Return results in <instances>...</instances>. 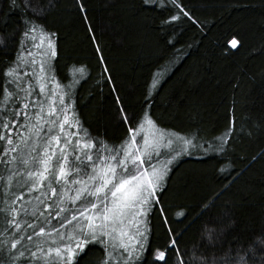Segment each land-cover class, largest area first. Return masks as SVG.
Listing matches in <instances>:
<instances>
[{
	"label": "trees",
	"instance_id": "obj_1",
	"mask_svg": "<svg viewBox=\"0 0 264 264\" xmlns=\"http://www.w3.org/2000/svg\"><path fill=\"white\" fill-rule=\"evenodd\" d=\"M179 3L191 16L170 21L180 10L171 0H165L163 7L144 0H53L54 7L42 21L56 33V55L51 56L33 47L40 43L39 31L36 40L31 35L21 37L22 13L10 9L9 0H0V34H14L0 48V85L5 84L3 73L19 52L20 70L29 73L37 92L39 64L31 61L43 60L46 90L41 99L51 96L59 106L57 97L65 93L69 111L75 112L84 130L81 138L86 132L88 138L118 150L129 139L121 122L123 105L130 116L147 111L158 128L192 141L175 155L163 191L157 193L159 206L149 217L145 264H163L154 260L151 250L164 249L170 236L182 252L203 244L205 226L220 232L225 248L248 247L257 237L264 238V0ZM232 37L241 46L232 48L228 43ZM48 103L51 100L45 101V117ZM30 109L38 110L31 105ZM59 115L57 111L53 119ZM103 150L98 144L91 154ZM18 171L6 188L9 172L0 164V176L5 178L0 182V209L15 201L17 208L24 205L31 210L40 195L18 182L26 177L22 167ZM30 213L27 217L20 213V236L32 235L24 224L32 223ZM14 235L17 231L0 213V261L16 256L10 248ZM22 243L32 247L26 239ZM260 251L258 245V255ZM103 256L96 247L85 264H100ZM168 256V264H174L170 247Z\"/></svg>",
	"mask_w": 264,
	"mask_h": 264
},
{
	"label": "snow or ice",
	"instance_id": "obj_2",
	"mask_svg": "<svg viewBox=\"0 0 264 264\" xmlns=\"http://www.w3.org/2000/svg\"><path fill=\"white\" fill-rule=\"evenodd\" d=\"M144 2L163 7L165 0ZM171 2L180 10L170 16V21L179 20L181 15L191 16L179 0ZM52 7L53 0H47V3L44 0H9V8L22 13L24 28L21 37L31 35L36 40L35 34L39 31L40 43L33 47L40 48L47 38L51 56H55L56 33L48 30L42 22L46 21ZM13 38L12 33L7 36L0 34V48H5ZM228 43L234 49L241 46L236 37ZM23 46L21 38L19 47ZM28 55L34 54L28 52ZM21 59V54L17 52L16 60L10 62L3 73L5 84L0 85L3 97L0 100V164L9 172L6 188H10L22 167V175L27 177L23 183L29 191H38L40 195L31 206L32 223L24 221L32 229V235H18L22 231L20 213L28 215L27 207L21 205L17 208L13 201L0 209L5 223L17 231L10 241V248L15 250L16 256L0 261V264H14L18 258H23L22 264H85L96 247L104 253L100 264H145V253L150 249L149 217L152 210L159 206L157 193L163 191L168 174L166 166L157 168L151 163L155 158L153 153L160 154L156 151L158 137L151 134V128L157 127L156 121L147 111L130 116L121 105V122L128 130L129 139L119 145L118 150L117 146L109 149L106 144L88 138L86 132L81 138L84 130L76 120L75 112L69 111V105L64 100L65 93L57 97L59 106L51 96L41 99L40 93L46 90L43 60L31 61L33 65L39 64L37 92L29 73L20 70L18 61ZM79 71L84 70L81 68ZM32 75H36L35 71ZM34 94L35 101L32 100ZM46 100H51L47 105V117L44 115ZM30 105L38 110L32 112ZM57 111L60 115L58 119H53ZM145 122L149 128L145 127ZM42 133L44 138L41 141ZM138 136L142 146L137 141ZM167 143L171 146L172 140ZM184 143L190 145L192 141L185 139ZM98 144L104 150L96 151L93 156L91 151L97 149ZM33 152L36 155H32ZM4 181L5 178L0 176V182ZM41 196L49 199L42 200ZM20 199L22 196H15V200ZM208 207L204 205L205 209ZM53 219L56 224L52 223ZM41 237H46L42 243ZM25 239L32 247L22 243ZM201 239L203 244L182 252L177 239L170 236L164 249H152L151 254L156 262L163 264H168L169 247L175 253L174 264H256L257 260L258 264H264V238L257 237L248 247L225 248L220 232L205 226ZM258 245L261 246L259 255Z\"/></svg>",
	"mask_w": 264,
	"mask_h": 264
},
{
	"label": "rangeland",
	"instance_id": "obj_3",
	"mask_svg": "<svg viewBox=\"0 0 264 264\" xmlns=\"http://www.w3.org/2000/svg\"><path fill=\"white\" fill-rule=\"evenodd\" d=\"M40 52H42L43 54L46 53L51 55V49H49L47 45V38L45 39L44 44H42L41 48H39L38 53ZM145 127L149 128L150 126L147 125V123L145 122ZM151 134L153 137H158L159 147L157 148L156 151L160 154L156 155L154 153L153 155L155 156V159L151 161V163L155 165L157 168H163L165 166L168 168L170 163L174 160L177 152L181 153V151L187 150L191 145L184 143V140L186 138L183 137L182 135L175 134L171 131H167L162 128H158V127L151 128ZM168 140H172L171 146L168 145L167 143ZM137 141L142 146V141H139V136L137 137ZM23 180H26V177L23 179H18V182L24 184ZM28 210L31 211L30 209ZM28 215L24 214L25 217H27ZM44 239H46V237H41L40 242L42 243ZM33 240L35 241L36 237H34Z\"/></svg>",
	"mask_w": 264,
	"mask_h": 264
}]
</instances>
